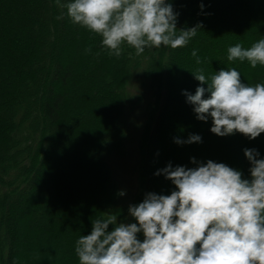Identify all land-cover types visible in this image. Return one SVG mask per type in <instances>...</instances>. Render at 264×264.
<instances>
[{
    "label": "trees",
    "instance_id": "trees-1",
    "mask_svg": "<svg viewBox=\"0 0 264 264\" xmlns=\"http://www.w3.org/2000/svg\"><path fill=\"white\" fill-rule=\"evenodd\" d=\"M167 2L178 13L177 29L202 25L194 44L136 55L124 43L117 57L102 47L100 35L74 24L56 0H0V264H49L50 256L54 264H79L73 241L90 234L93 220L116 214L117 223H135L130 205L148 193L176 190L155 174L166 167L163 156L173 168L224 163L245 179L251 165L244 150L264 159V133L255 139L238 132L217 136L211 118L198 120L183 94L207 88L194 78L200 69L208 82L221 69L235 68L242 83H264V66L227 59L229 47L249 48L262 39L264 25L252 13L264 19V6L257 0ZM62 55H71L72 62L61 63ZM134 79L158 98L140 119L129 112L135 105L126 89ZM155 134L162 144L160 156H153L158 162L151 158ZM182 135V141L190 135L201 140L177 144ZM132 150L134 179L126 189L118 167L133 158ZM20 213L28 214L29 222L26 214L20 221L31 231L40 229L39 240L25 236ZM137 238L142 241L143 233Z\"/></svg>",
    "mask_w": 264,
    "mask_h": 264
},
{
    "label": "clouds",
    "instance_id": "clouds-1",
    "mask_svg": "<svg viewBox=\"0 0 264 264\" xmlns=\"http://www.w3.org/2000/svg\"><path fill=\"white\" fill-rule=\"evenodd\" d=\"M56 3L66 8L74 24L100 35L102 47L117 57L124 43L136 55L146 48H183L202 28L198 23L177 29L178 13L167 0ZM62 18L63 14L57 17ZM227 51L229 61L264 66V38L249 48L237 43ZM191 55L201 63L197 50ZM193 75L207 88L198 86L194 95L183 94L198 120L211 118L213 134L224 137L238 132L255 139L264 133V83H242L235 68L221 69L210 82L203 69ZM200 140L190 135L186 141L175 142ZM244 156L251 165L250 179L212 160L196 168L169 164L158 170L155 174H163L176 190L169 195L148 193L142 202L130 205L128 212L135 223H117L116 214L93 220L90 234L76 241L79 264H264V159H258L254 149L244 150ZM109 225H113L111 231ZM141 232L142 241L137 238Z\"/></svg>",
    "mask_w": 264,
    "mask_h": 264
},
{
    "label": "rangeland",
    "instance_id": "rangeland-1",
    "mask_svg": "<svg viewBox=\"0 0 264 264\" xmlns=\"http://www.w3.org/2000/svg\"><path fill=\"white\" fill-rule=\"evenodd\" d=\"M258 4H259V7H263L264 4V0H257ZM249 15V14H248ZM248 15H241V18L242 20L247 18ZM252 17L256 20H260V23L264 25V19L258 14V11L257 10H254V12L252 13ZM241 20V21H242ZM204 22H213V20H204ZM65 38L66 36L63 35L62 36V40L65 41ZM264 38V36L262 37ZM196 40L194 38H192L190 40V43L191 44H194ZM72 56L71 55H62L60 57V62L61 63H70L72 62ZM237 62H240L239 60H236ZM142 83V82H141ZM190 86L192 85H196L194 84L193 82H189ZM192 84V85H191ZM145 86V87H144ZM142 86L141 84H139L136 79H134V84H131L130 86H128V88L126 90H128V94H129V103L132 104V105H135L133 107V110L132 112L130 111L129 109V112L130 114H133L136 118L140 119L139 116L142 115V113L144 114V111L147 110V111H153V104L158 101V98L155 97L152 92L150 90L147 89L146 85ZM199 86V85H198ZM198 86H195L194 88H192L190 90L191 94L194 95L195 94V90ZM160 95H162V92L160 91ZM171 105V104H170ZM183 117H186V116H182L181 120L183 119ZM180 118L176 119L175 121V126L178 127V125L180 124L181 122ZM178 139H180L181 141L184 139V135L180 136ZM160 145H162L160 143V139H159V136L158 135H154V143L151 145V158L153 159V156L154 155H158V157L160 156L159 153L160 152H157L158 150H160ZM132 153V156L133 158H130V159H127L122 165H120L118 167V172L122 175L121 179H122V184H123V187L128 189L129 185L133 182V165H134V160H135V152L132 150L131 151ZM152 159L150 161H152ZM160 159L159 158H156V160L153 159V161H159ZM165 163V165L167 166L168 165V162L169 160H167V158H165V156H163V161L160 160V164H163ZM68 165V161L67 163H65L62 168H66ZM164 165V164H163ZM45 173H47V170H45ZM18 208V207H17ZM23 214H26L27 216L24 215L25 219L27 220L29 217H28V214L27 213H23ZM22 213L19 214L18 218H17V222H20L21 224L23 222L20 221V215L23 216ZM15 215V214H14ZM13 215V216H14ZM17 217V216H16ZM15 217V218H16ZM37 221L40 222V217H37ZM28 222H29V219H28ZM28 222H25L23 223V231L25 233V236L27 237H30L32 239H34L35 241L36 240H39V237H40V229L39 230H35V231H31L29 228H28ZM56 238V237H55ZM74 242V246L73 248L75 249L76 247V241H73ZM76 253V252H74ZM53 258L50 256L47 260L46 263H49V264H54L53 263ZM64 264H70V259H68L67 261L64 262Z\"/></svg>",
    "mask_w": 264,
    "mask_h": 264
}]
</instances>
